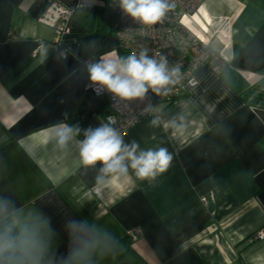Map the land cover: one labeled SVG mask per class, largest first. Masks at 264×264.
Listing matches in <instances>:
<instances>
[{
  "label": "crops",
  "instance_id": "1",
  "mask_svg": "<svg viewBox=\"0 0 264 264\" xmlns=\"http://www.w3.org/2000/svg\"><path fill=\"white\" fill-rule=\"evenodd\" d=\"M54 1L88 2L0 0V234L35 233L39 264H264V239L252 240L264 229V0H201L183 18L224 68H200L192 89L121 135L172 157L143 180L81 162L85 132L109 111L86 62L128 54L104 33V0L91 28L79 12L55 45L38 22ZM61 124L79 128L64 144Z\"/></svg>",
  "mask_w": 264,
  "mask_h": 264
},
{
  "label": "built area",
  "instance_id": "2",
  "mask_svg": "<svg viewBox=\"0 0 264 264\" xmlns=\"http://www.w3.org/2000/svg\"><path fill=\"white\" fill-rule=\"evenodd\" d=\"M168 8L164 16L154 24H144L124 12L120 0H110L109 6L116 15L113 25L119 49L129 55L139 57L146 52L149 58L159 62L166 61V68L171 74V82L159 93L148 88L142 98L122 99L110 92L105 86L92 82L88 89L96 97L108 100L109 111L105 124L112 127L120 136L130 131L142 120L157 113V106H169L180 99L196 85V74L204 66L215 73L224 68L222 60L195 35L190 33L183 23L185 16L194 15L201 7V0H167ZM90 7L88 4H84ZM78 6V5H77ZM77 6H66L57 1L50 3L38 18V22L53 30L54 43L62 47L64 37L69 33V20ZM43 43L39 42L34 53L41 52ZM63 49V48H62ZM66 50H61V57H67ZM98 62L88 61L86 67ZM104 124V125H105ZM139 231L130 233L132 241L139 237ZM264 239V229L252 236L253 241Z\"/></svg>",
  "mask_w": 264,
  "mask_h": 264
},
{
  "label": "clouds",
  "instance_id": "3",
  "mask_svg": "<svg viewBox=\"0 0 264 264\" xmlns=\"http://www.w3.org/2000/svg\"><path fill=\"white\" fill-rule=\"evenodd\" d=\"M120 3L125 13L149 25L159 21L168 8L167 0H120ZM89 73L94 83L105 86L122 99H132L142 98L148 88L159 93L171 82V76L176 71L169 74L164 59L157 62L149 58L146 52H141L139 57L133 53L124 59H103L91 65ZM151 123L156 125L158 121L154 119ZM78 132V127L61 124L57 136L60 143L64 144ZM138 147L135 142L124 144L121 136L107 124L95 129L89 128L80 142L81 162L89 166L100 161L104 165L101 169L104 173H127L130 166L141 180L154 179L157 174L167 170L172 157L166 149L137 153ZM78 226L72 222L69 229ZM38 249L39 240L28 229L22 230L14 238L7 233L0 234V264H39L35 256Z\"/></svg>",
  "mask_w": 264,
  "mask_h": 264
},
{
  "label": "trees",
  "instance_id": "4",
  "mask_svg": "<svg viewBox=\"0 0 264 264\" xmlns=\"http://www.w3.org/2000/svg\"><path fill=\"white\" fill-rule=\"evenodd\" d=\"M104 2L106 3V5H107V7H108V9H110V11H111V14H108L107 16H106V25L108 26V28H109V30H105L104 31V33H106V34H111V35H113L114 36V32H113V25H114V23H115V21H116V15H115V13L111 10V8H110V6H109V3H110V0H104ZM85 3H83V2H80L79 4H78V6L75 8V10H74V13H73V16L72 17H77L78 16V14H79V12H81V13H83V14H86L85 15V17H83L82 18V21H83V23H85V24H87V25H89V27L91 28V25H92V18H93V16H91L92 15V12H93V10H94V8H95V6L94 5H90V4H88V5H90V7H87V6H85L84 5ZM103 8V9H102ZM99 9V8H98ZM100 9H102V11H105L104 9H105V7H100ZM102 13V12H101ZM103 16V15H102ZM94 21V20H93ZM95 25V24H94ZM93 25V28L95 27V29L96 30H99L98 29V27H100L99 25H95L94 26ZM102 26H103V24H102ZM104 29V28H103Z\"/></svg>",
  "mask_w": 264,
  "mask_h": 264
},
{
  "label": "rangeland",
  "instance_id": "5",
  "mask_svg": "<svg viewBox=\"0 0 264 264\" xmlns=\"http://www.w3.org/2000/svg\"><path fill=\"white\" fill-rule=\"evenodd\" d=\"M86 1H88V2L85 4H90V5H94V6H97V5H99L100 2H102L100 0H86ZM128 56H129V54H128Z\"/></svg>",
  "mask_w": 264,
  "mask_h": 264
}]
</instances>
